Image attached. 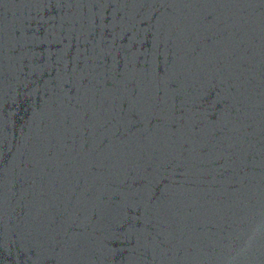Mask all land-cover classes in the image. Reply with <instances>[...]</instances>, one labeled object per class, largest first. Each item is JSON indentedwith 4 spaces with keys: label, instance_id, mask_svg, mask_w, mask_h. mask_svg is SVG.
<instances>
[{
    "label": "water",
    "instance_id": "water-1",
    "mask_svg": "<svg viewBox=\"0 0 264 264\" xmlns=\"http://www.w3.org/2000/svg\"><path fill=\"white\" fill-rule=\"evenodd\" d=\"M0 264H264V0H0Z\"/></svg>",
    "mask_w": 264,
    "mask_h": 264
}]
</instances>
